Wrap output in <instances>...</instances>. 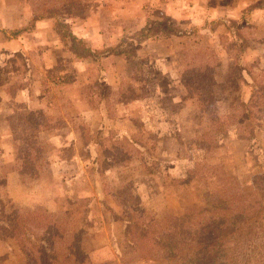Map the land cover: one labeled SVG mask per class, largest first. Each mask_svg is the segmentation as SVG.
I'll list each match as a JSON object with an SVG mask.
<instances>
[{"label":"rangeland","instance_id":"obj_1","mask_svg":"<svg viewBox=\"0 0 264 264\" xmlns=\"http://www.w3.org/2000/svg\"><path fill=\"white\" fill-rule=\"evenodd\" d=\"M242 17L252 25L237 43L221 45L223 26L214 40L177 34ZM166 20L170 38L140 39ZM71 34L95 54L124 38L145 46L108 54L100 73L74 57ZM199 47L218 56L197 69L214 96L206 109L180 62ZM216 124L224 143L212 151L202 135ZM263 183L264 0H0V264H264V219L235 233L245 205L264 218V192L230 203ZM128 219L155 225V247L170 235L156 257L126 242Z\"/></svg>","mask_w":264,"mask_h":264},{"label":"trees","instance_id":"obj_2","mask_svg":"<svg viewBox=\"0 0 264 264\" xmlns=\"http://www.w3.org/2000/svg\"><path fill=\"white\" fill-rule=\"evenodd\" d=\"M233 22V21H232ZM225 24L224 21L220 19H211L208 20L203 26L201 27H193L190 31L180 32L178 35L179 37H193V38H199V40H202L206 36H214L216 33L217 28ZM245 21H240L239 23L235 22L233 23L234 28H242L245 25ZM35 26V22H32L29 27H24L22 29L12 31V36L18 37L22 33H26L29 30L33 29ZM157 31V33H155ZM175 33L174 26L169 21H162V22H154L148 25L145 29L142 30L140 34V39H143L145 41L148 40H159V39H165L170 38L172 34ZM178 34V33H177ZM71 39L73 41V47L72 52L74 54V57L79 61H87L90 60L93 63H95L98 66L99 72L105 71V66L103 63L104 58L107 57L108 54L111 55H117L120 57H130L131 55H137V52L139 50H142L144 45V41L138 40L137 43H134V39H126L124 38L120 44L114 48L113 52L109 51H103L98 54H95L92 50H90L86 44L84 43L83 39L77 35L71 34ZM228 41V36L226 35H220V43L221 45L225 44ZM197 42L201 41H196ZM187 53L184 56V58L181 59V64L184 66V72H187L188 78L185 79V83L187 86V89L190 93V97L195 100L197 103L198 109H206L209 106H211L214 103V96L212 92V88H208L207 85H203L205 83L204 79H201V74H197V69L201 68L206 72L210 71L213 67L214 63L217 61V54L215 51L211 50L208 47H199V48H191L189 50H185ZM105 55V56H103ZM140 68L141 66L138 65ZM145 71L148 73L147 79L150 81L151 77V68L148 66L146 68L143 67ZM123 83L121 81L120 88H122V91H125V88H123ZM125 84V83H124ZM98 85V83H97ZM123 85V86H122ZM255 83H252L251 86H255ZM118 92H109V94L116 95ZM122 96V94H120ZM250 98L243 99L242 105L244 109V116L246 119V125L248 127H252L253 125L250 123L249 119L251 116L250 109L248 107V101ZM163 100V99H160ZM200 113V110H197ZM219 128V124L212 125V126H206L204 133L202 135L203 138H208L211 142L208 145V149L212 150L216 149V147L219 145V147L224 143L222 142L224 140L223 136L216 137L212 132L216 131V128ZM259 129V128H258ZM258 129H255V133L252 132V136H255L256 131ZM261 131V130H260ZM215 133V132H214ZM218 138V139H217ZM217 139V141L215 140ZM249 141V140H248ZM216 143V147L213 146V144ZM222 164H217L216 166H212L214 170H220L222 169ZM264 192V183L258 184L256 186V189H254L250 193H239L234 196L233 199H230V203L236 208V200H241L244 202L249 201L251 197L257 196L260 193ZM236 199V200H235ZM257 202V201H255ZM258 203V202H257ZM246 209L242 213L243 220L241 223H239L237 229L235 230V233L238 234V237L240 239L243 238L246 228L248 225H251L253 223H258L259 228H262L263 230V216L259 214L258 218L253 219L249 211L247 209V205H245ZM196 214L201 215L205 214L204 209L197 211L194 210ZM127 221V231H126V242L129 245H132V248L136 249L139 253V256H142L145 259L148 258H154L156 257L160 252V249H157V246L162 247L167 244L169 241L170 235H166L163 237H160L159 239H155L157 241V246L155 247L152 244V241H149L148 236L151 234L152 230L155 229V225L153 223H137L138 221H134L132 219H128ZM167 223H174V224H180L183 220L174 218V217H168ZM159 222V221H157ZM261 230V231H262ZM258 232L257 234L261 233ZM174 246V245H173ZM172 249V248H168ZM124 255H122L123 258Z\"/></svg>","mask_w":264,"mask_h":264},{"label":"crops","instance_id":"obj_3","mask_svg":"<svg viewBox=\"0 0 264 264\" xmlns=\"http://www.w3.org/2000/svg\"><path fill=\"white\" fill-rule=\"evenodd\" d=\"M246 13L247 12H245V13H243L244 15H246ZM216 19H220V18H216ZM242 19V20H241ZM239 21H231V20H229V19H220V20H222V21H224L225 22V24H222V25H220V26H223L226 30H227V32H228V35L227 34H221V35H226V36H228L229 37V35L231 34L232 35V38H230V39H234V41L237 43V40L234 38V32H235V30H237V31H240V30H245L246 28H248L249 26H251L252 24L251 23H249V22H246L245 21V19H244V17H242ZM211 20V19H210ZM37 20H35V21H32V22H35V25H37V27L39 26L38 24H39V22H36ZM240 21H245V25L242 27V28H234V26H233V23H235V22H237V23H239ZM31 22V23H32ZM30 23V24H31ZM219 26V27H220ZM36 26H34V28H35ZM195 27H198V26H195ZM199 27H201V26H199ZM218 27V28H219ZM22 28H24V27H22ZM22 28H20V29H22ZM218 28H217V30H218ZM32 30V29H31ZM216 30V31H217ZM180 32H185V31H178V35L180 34ZM11 36H12V34H11ZM20 36V35H19ZM18 36V37H19ZM216 36V33L214 34V36L212 37V36H210V38H212L213 40L216 38L215 37ZM179 37V36H178ZM14 38H17V37H14ZM166 39V38H165ZM219 39H220V35H219ZM159 40H161V39H159ZM159 40H157V41H159ZM151 40H149V42H150ZM153 41V40H152ZM151 41V42H152ZM155 41V40H154ZM218 57V56H217ZM222 69H223V66H220ZM221 69V70H222ZM220 72H222V71H220ZM247 98H250V97H246V98H244V99H247Z\"/></svg>","mask_w":264,"mask_h":264}]
</instances>
